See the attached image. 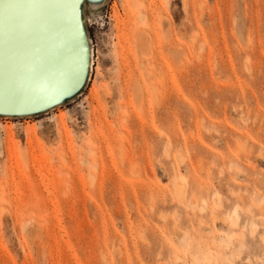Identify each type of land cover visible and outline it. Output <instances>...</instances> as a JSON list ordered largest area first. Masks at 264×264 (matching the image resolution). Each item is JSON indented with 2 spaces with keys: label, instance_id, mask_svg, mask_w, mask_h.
Segmentation results:
<instances>
[{
  "label": "rangeland",
  "instance_id": "rangeland-1",
  "mask_svg": "<svg viewBox=\"0 0 264 264\" xmlns=\"http://www.w3.org/2000/svg\"><path fill=\"white\" fill-rule=\"evenodd\" d=\"M69 5L0 65V264H264V0Z\"/></svg>",
  "mask_w": 264,
  "mask_h": 264
},
{
  "label": "crops",
  "instance_id": "crops-1",
  "mask_svg": "<svg viewBox=\"0 0 264 264\" xmlns=\"http://www.w3.org/2000/svg\"><path fill=\"white\" fill-rule=\"evenodd\" d=\"M45 1L49 10L32 17L18 9L0 12V19L8 22L7 27L0 29V43L7 44L8 49L3 61L10 58L14 62L21 59L39 63L42 60L40 54L45 48L52 56L51 63L57 66L64 61L67 53L75 50V37L68 19L54 16L59 0Z\"/></svg>",
  "mask_w": 264,
  "mask_h": 264
},
{
  "label": "water",
  "instance_id": "water-1",
  "mask_svg": "<svg viewBox=\"0 0 264 264\" xmlns=\"http://www.w3.org/2000/svg\"><path fill=\"white\" fill-rule=\"evenodd\" d=\"M0 12L5 9H18L22 10L23 12L27 13V16H35L37 14L42 13L45 10H49V7L47 6V2L45 0H15L14 2H10L9 0H0ZM48 7V8H47ZM54 16L55 18L63 17L65 19H68V25L72 33L75 37V43L76 47L75 50L67 53L65 55L64 61L60 62L59 65H54L51 63L52 56L47 53L46 49L44 48V51L41 52L42 60L37 62H31V61H23L20 59L19 62H14L10 58L8 60H4L5 63L11 65L13 64H23L24 62L30 63L32 67H36V69H50L51 71H55L57 68H65L67 66V62L70 56H73L74 53H76L79 49V43H78V36H77V19L76 17L73 18V10L71 9V6L69 5V0H59L58 6L54 10ZM8 22L3 21L0 19V29L7 27ZM7 44H1L0 43V61H3V58L7 55ZM6 53V54H5ZM4 61L0 65L4 63Z\"/></svg>",
  "mask_w": 264,
  "mask_h": 264
},
{
  "label": "bare ground",
  "instance_id": "bare-ground-1",
  "mask_svg": "<svg viewBox=\"0 0 264 264\" xmlns=\"http://www.w3.org/2000/svg\"><path fill=\"white\" fill-rule=\"evenodd\" d=\"M91 53V52H90ZM91 56V55H90ZM91 59V58H90ZM178 191V193L181 195V193H182V191H181V189H178L177 190ZM218 205V204H217ZM231 221H230V227L231 228H238L239 226H238V222H237V220H235L234 218H231L230 219ZM251 231V230H250ZM251 234L253 235V232L251 231ZM263 241V243H264V239L262 240ZM238 257V256H237Z\"/></svg>",
  "mask_w": 264,
  "mask_h": 264
}]
</instances>
